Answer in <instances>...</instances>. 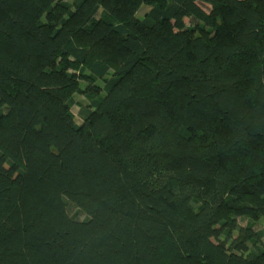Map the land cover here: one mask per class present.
I'll return each instance as SVG.
<instances>
[{
    "label": "trees",
    "instance_id": "16d2710c",
    "mask_svg": "<svg viewBox=\"0 0 264 264\" xmlns=\"http://www.w3.org/2000/svg\"><path fill=\"white\" fill-rule=\"evenodd\" d=\"M263 235L264 0H0V264H264Z\"/></svg>",
    "mask_w": 264,
    "mask_h": 264
},
{
    "label": "rangeland",
    "instance_id": "374dc122",
    "mask_svg": "<svg viewBox=\"0 0 264 264\" xmlns=\"http://www.w3.org/2000/svg\"><path fill=\"white\" fill-rule=\"evenodd\" d=\"M75 100L80 101V102L82 101V100L80 99V97L77 96V95H75ZM78 111H79V109H78L77 106H73V107H72V112H73V114L75 115L76 120L79 121L80 116H79V114H78ZM255 228H256V229H262V226H261V224L259 223ZM263 240H264V235H263Z\"/></svg>",
    "mask_w": 264,
    "mask_h": 264
}]
</instances>
